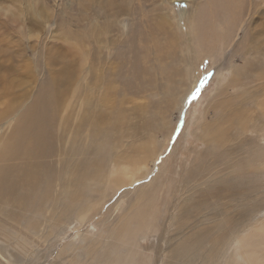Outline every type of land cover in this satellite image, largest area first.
<instances>
[{
    "label": "rangeland",
    "instance_id": "obj_1",
    "mask_svg": "<svg viewBox=\"0 0 264 264\" xmlns=\"http://www.w3.org/2000/svg\"><path fill=\"white\" fill-rule=\"evenodd\" d=\"M241 3L244 7L248 4L247 0H241ZM118 8L127 10L121 18L115 16ZM216 9L215 0H0V126L24 105H31L30 116H35L38 110L45 111L40 110V106L51 105L50 76H56L55 78L60 76L64 83L58 86L56 102L52 104L57 105L56 126L54 123L46 128L49 132L48 137L54 138L53 146L49 152L32 160L47 166L52 177L51 183L58 182L59 176L60 185L63 187L61 190L70 186L69 173L76 169V162L82 159L90 161L91 164L88 185H94L108 175L110 166L107 161L100 160L96 152H84L88 137L94 132L93 128L98 130L99 139L107 133L113 137L111 149L120 158L131 155L130 147L139 144L142 139L145 142L154 137L156 146L162 142L159 148H155L157 153L149 166L147 176L127 188L132 191L138 188L145 189L144 185H148L161 175L159 185L155 186L156 194L151 202L148 201V217L150 216V223L153 222L156 230L139 241L144 254L152 257L151 264H186V254L189 256L192 251L195 254L197 250L196 248L192 250L188 243L195 241V238L196 241H201L210 236V240H214V236H218L226 245L230 239L227 237L229 232L218 229L221 223L229 224L232 235L238 234L246 223L251 227L264 224V173L263 175L261 173L263 170L257 169L255 167L257 164L250 167L248 172L252 178L250 177L249 181L244 177L243 169H239L238 164L235 166L239 156L246 157L247 154L244 155L242 151L245 152L250 144L249 140L255 138L253 133L248 132L233 138L229 152L232 164L216 168L208 166L206 170H201L200 167L204 176L202 173L194 183H186L182 178L185 171L193 169V165L200 164V158L192 156L193 152L189 148L192 147L203 155L205 153L203 144L195 143L186 133L195 130L201 123L203 108L206 105H213L217 100L209 99L218 82L217 64L225 59L228 61L229 58L233 66L241 67L248 57L244 50L238 51L239 39L244 36L240 30L232 45L226 50L222 61L216 63L210 56H201L199 60L196 58L195 52L203 44L201 36L205 30L204 26L213 28L212 23L209 25L208 23L213 21ZM194 11L195 36L186 28V19ZM244 16L246 15L243 9L239 19H243ZM177 24L186 29H180ZM254 26L255 48L249 51L251 55L248 60L259 61L264 59V16H259ZM95 27L104 34L101 36L103 39L101 44H92L90 40L96 35L99 36L94 33ZM85 34L89 36L88 39ZM130 41L135 51H132ZM129 49L133 53H129ZM136 50L138 57L134 58ZM125 53L127 55H123ZM80 54L86 60V67L92 58L96 59L94 68L84 76L80 69L75 68V62L72 61H76ZM134 59L142 69L153 75V81L158 86L157 91L153 93L156 96L159 94V97L153 95L151 91H141L128 86L130 80L126 79L128 77L130 79V65ZM181 60L184 63L180 62ZM70 61L74 64L70 65ZM186 62L189 67L194 68H191V89L184 96L181 105H174L172 100L163 99L165 90L163 87L167 84L168 78L171 79L170 86L176 84L179 71L184 69ZM64 67L67 71L57 75L56 71ZM176 69L179 71L176 72ZM262 81L259 77L252 79L249 84L244 82L239 86L234 85L228 92L234 97L233 104L245 105L244 100L240 99L241 93L251 91ZM77 105H88V109L84 108L83 113L84 116L89 112L87 122L78 118ZM159 107L160 111H157ZM214 114L213 109L208 108L204 117L211 121L215 117ZM111 130L112 134L109 133ZM257 130L259 131L258 127ZM258 135L261 136L262 133L259 131ZM7 164L8 161L2 160L0 167ZM258 166L262 167V164L258 162ZM160 167L163 169L162 172ZM199 180L207 183L196 186ZM194 184L195 187L190 191V186ZM227 185L228 189L225 188ZM99 193L98 189L94 192L98 200L102 198ZM120 195V192L115 193L113 198L103 205L98 215L89 220L84 227L71 230L64 235L55 248L49 245L53 242L49 240L50 242H45L41 248H35L36 252L32 256L36 258H27L26 253H23L25 263L30 261V264H56L59 260L55 258L60 249L85 227L94 230L92 227L103 221V217L107 218V208ZM128 197L121 198L124 200L123 203L120 202L121 209L129 205ZM132 197L131 193L130 198ZM56 208V199L53 197L38 228L39 237L48 235V223L51 215L56 213ZM154 211L157 219H153ZM113 212L108 216V225L119 215V211ZM8 217L0 206L1 240L11 242L13 235L19 233L29 240L27 246L29 242L31 246H37L41 242L38 236L31 237L26 229L23 232L17 225L18 222ZM249 233V231L241 233L240 238H246ZM223 245L202 252L196 257L199 261L195 264L221 262L226 256L227 248ZM27 249L32 250L30 246Z\"/></svg>",
    "mask_w": 264,
    "mask_h": 264
},
{
    "label": "bare ground",
    "instance_id": "obj_2",
    "mask_svg": "<svg viewBox=\"0 0 264 264\" xmlns=\"http://www.w3.org/2000/svg\"><path fill=\"white\" fill-rule=\"evenodd\" d=\"M172 2L173 1H171V4ZM216 2L217 0H215L217 13L214 11L213 21L209 23L208 21L206 22L208 25L212 23L213 28H210L211 26H209V28L204 26L205 30H203L201 36V41L203 43H201L202 47L197 48L196 52L191 50L195 52V56L198 60L201 56H210L218 63L222 61V57L225 55L226 50L232 45L238 31L242 30L244 36L239 39L240 47L238 51L244 50L245 54H248L249 57L251 55L249 51L255 48L253 35L256 29L254 25L259 16H264V0H247L248 4L245 5V7L242 5L241 0H219L218 3ZM118 9L115 16L121 18L125 15L124 12H127V10L123 11L124 9ZM243 9L245 10L246 16H244L243 19H239V14L241 16ZM195 13L194 11L186 19L187 26H185L190 34H194L193 31L195 30ZM174 17H172V19H174ZM246 17L247 19H245ZM162 22L164 23L163 20ZM228 26L231 30L228 29ZM178 27L180 29H186L181 25ZM199 30H201V28ZM94 33L99 36L97 37L96 35L94 39L90 38L92 44H101L103 41L101 36L104 35L102 30L95 27ZM195 35L196 33L194 36ZM85 37L88 39L89 36L85 34ZM129 44H131L132 51H135V49L132 48L133 44L131 41ZM132 51L130 49L128 50L129 53H133ZM123 55H127V53ZM133 57H138L137 50ZM248 57H246V63L241 67L233 66L229 58L228 61L225 59L226 62L222 61L217 64L219 65L218 82L209 96L211 101L216 98L217 100L213 105H206L203 108L201 123L195 130L187 133L185 132L187 137L191 136L195 143L200 142L203 144V147H205L204 155L201 154L200 151L192 149V147L189 148L191 152H193L192 154L190 153L192 156L194 155V157L197 156L200 158V164L196 166L193 165V169H189L185 172L183 171L184 175L182 178L186 183H194L202 173L204 176V172L200 171V167L202 170L208 166L216 168L220 165L232 164V159L229 157V152L232 147L231 142L233 138H237L248 132L253 133L255 138L249 140L250 144L248 148L245 152L242 151L244 155L247 154L246 157L239 156V161L235 166L238 164L239 169H243V175L249 181L252 178L248 172L250 171V167L257 164L255 167L263 170H261L262 175L264 173V59L250 61ZM95 60L96 59L92 58L91 63L88 64L87 67L86 60L82 54L78 56L76 61H72L75 62V68L80 69L82 76H84L94 68L96 64ZM180 62L183 61L181 60ZM69 63L71 65L72 62L70 61ZM69 63L65 62V64ZM183 68L182 71L179 68L181 72L176 69V72L179 71L181 75L178 74L179 78L176 84L170 86L171 79L168 78V81L166 80L167 84L163 87V89H165L162 95L163 99L168 101L172 100L174 105H181L184 96L191 89V68L193 67H189L186 62ZM80 70H78L79 73ZM65 71H67L66 67H64V69H58L56 74L58 75ZM129 76L130 79L129 77L126 79L130 80L128 86L137 90L151 91V93H153L158 88L157 84L153 81V75L145 69H142L135 59L131 62ZM55 77L56 76H50L49 96L51 105L40 106V110L45 109V111L40 112L38 110L35 116H30L29 110L31 105H24L22 109L0 126V162L2 160L8 161L6 166L0 167V206L4 213L12 217L11 219L13 221L16 220L19 223H17V225L20 229L23 232L26 229L31 237L38 236V228L49 208V201H51L53 197L56 199V213H53L49 220L47 228L49 231L48 235L38 236L41 242L37 246H31V243H28V246L32 248L31 251L27 249V242L29 240L23 236V234L18 233L17 235V233H15L13 235V241L11 242L9 240L0 239V264H26L25 259L22 258L23 253H26L27 258L34 257L32 255L36 252L35 248H41L43 244L49 240H51V242L53 241L52 244L49 245L55 248L56 244L59 243L58 241L64 235L68 234L71 230L84 227L89 220L98 215L103 205L113 198L114 194L117 192H120L121 195L109 206V208H107V213L105 212L107 218L105 219V217H103V221L97 222L95 226L92 227L94 230L90 228V230H88V228L85 227L81 233L75 234L73 239L64 245L57 253V258L55 259L59 261L56 260L58 261L56 264H151L152 257L144 254L142 247L139 245V241L156 230V227L152 225L153 222L150 223V216L148 217V201L151 202L154 198L156 194L155 186L159 185L158 181L161 175H156L157 177L150 183L148 182V185H144V187H146L145 189L138 188L132 191V189L127 188L134 182L142 180L147 176L149 166L153 163L154 156L157 153L155 148H159L158 146H160L162 142H160V145L158 143L156 146L153 136V139L150 137V141L144 142L142 139V142L130 147V153L132 151L131 155L120 158L112 152L111 146L113 137L107 133L104 137L99 139L97 137L98 130L93 128L94 132L88 137L84 152H96L100 160L107 161L110 166L108 175L104 179L95 182L94 185H88L87 180L91 172V164L90 161L82 159L76 162V169L69 173L70 186L61 190L63 187L60 185V177L57 176L58 182L51 183L52 177H50L47 166L32 161L38 158V155H44L49 152L53 146L52 143L54 138H51V136L48 137L49 132L46 128H48L47 126L49 125H54V123L56 126L57 105L52 104L56 102L58 86L64 84L60 76H57L58 78ZM259 77L263 80L261 83L254 86L251 91H243L241 93L240 99L244 100L245 105H234V97L228 94L229 89H232L234 85L239 86L244 82L249 84L252 79L254 80ZM122 92L124 94L123 90ZM148 92L146 93L149 94ZM139 95L141 96V94ZM153 95L156 96L155 93H153ZM158 95L156 97H159ZM77 106L79 107L78 118L81 120L85 119L87 122L89 119V112L88 114H84V116L83 113L85 112L84 108L88 109V105ZM208 108H212L215 112V117L211 121L204 117V114H207ZM158 110L160 111V107L157 111ZM196 118L197 117H195V119ZM257 127L263 136L258 135L259 131H256ZM109 133L112 134V130ZM83 139H85V136ZM155 140L157 141V139ZM186 149H188V147ZM258 162L262 164V167L258 166ZM162 171L163 169H161V172ZM259 171H257V173ZM199 181L198 183L196 182V186H203L207 183L201 182L202 179L200 183ZM194 187L195 184L194 186H190V191ZM225 188L228 189L229 186L227 185ZM96 189L99 190V195L102 196L100 200H98L97 196L94 194ZM131 193L133 196L132 198H130ZM124 196H129V205L121 209L119 205L121 204L120 202H124V200L122 201L121 199ZM115 210L119 211V215H117L118 217L114 222L112 221L110 222L111 224L108 225V216H111ZM259 214H261V212H259ZM152 215L153 219H157L155 211ZM218 229H221V231L228 230L229 235L227 237H230V239H228L226 245L222 243L221 238H218V236H214V240H210V236H206V238L201 241H196V238L193 242L188 241L191 249L194 250L196 248L197 250H195V254H193V251L189 256L186 254V264L198 263L199 260L196 258L197 256L201 255L202 252L210 251L209 249L218 248L221 244L227 246L226 256H224L221 262H215V264H264V224L262 226L251 227L249 223H246L236 235L230 233L228 223H221ZM245 231H249L250 233L246 235V238H240V234ZM224 239H226V237H224ZM35 261L39 260L35 259ZM28 263L30 264V261ZM200 263L204 262H199V264Z\"/></svg>",
    "mask_w": 264,
    "mask_h": 264
},
{
    "label": "snow or ice",
    "instance_id": "obj_3",
    "mask_svg": "<svg viewBox=\"0 0 264 264\" xmlns=\"http://www.w3.org/2000/svg\"><path fill=\"white\" fill-rule=\"evenodd\" d=\"M198 91V90H197ZM195 95V94H194Z\"/></svg>",
    "mask_w": 264,
    "mask_h": 264
}]
</instances>
